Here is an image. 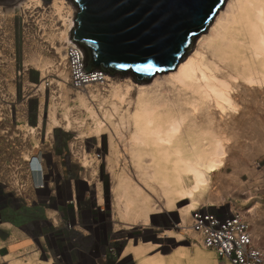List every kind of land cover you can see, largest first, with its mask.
<instances>
[{"label": "bare ground", "instance_id": "1", "mask_svg": "<svg viewBox=\"0 0 264 264\" xmlns=\"http://www.w3.org/2000/svg\"><path fill=\"white\" fill-rule=\"evenodd\" d=\"M17 11L28 19L25 24L29 30L36 27L43 34L31 38L36 49L29 51L30 65H25L14 78L19 82L20 75L24 80L32 75L40 81L35 93L42 97L38 127L28 126L25 135L38 145L45 127L46 140L51 136L49 132L62 127L64 132L72 133L73 142L66 152L79 159L82 176H86L89 168L95 174L103 172L102 164L107 165L117 217L113 218L120 221L109 245L121 247L125 240L122 226H147L151 214L169 212L187 201L188 205L180 212V227L191 235V250L151 257L146 254L150 248L135 247L131 241L124 255H133L138 264H232L208 248L201 234L192 228L193 213L225 206L214 182L225 176L229 160L243 149L241 120L254 116V109L264 111V0H226L177 67L140 82L130 74L86 71L82 51L71 42L78 14L73 1L0 0V21L8 18L11 24L17 22L14 16ZM18 22L20 31L25 30ZM42 40L47 41L48 49L43 50ZM73 48L79 54L78 67L82 66L79 77L75 76L70 55ZM53 77L57 79L54 81ZM46 78L57 85L60 94L48 108ZM71 101H75L73 108ZM2 116L0 110V129ZM53 152L46 149L49 161L54 160ZM27 154L24 161L30 157ZM76 180L81 184V178ZM2 186L0 183V192ZM98 188L102 207L103 189L100 184ZM4 193L7 199L15 198L7 190ZM48 199L46 213L51 217H55V210L68 211L66 203L56 194ZM223 210L239 215L250 226L254 243L264 249L258 241L261 227L255 221L257 209L248 212L256 236L241 213ZM1 219L9 220L0 213ZM69 223L75 226V233L81 230L77 215ZM98 225L87 221L84 233L95 235ZM16 232H12L13 236L23 238L17 244H5L0 238V264H52L49 254L46 255L49 262L43 261L40 234L32 232L25 237ZM5 253L8 254L3 256Z\"/></svg>", "mask_w": 264, "mask_h": 264}, {"label": "rangeland", "instance_id": "2", "mask_svg": "<svg viewBox=\"0 0 264 264\" xmlns=\"http://www.w3.org/2000/svg\"><path fill=\"white\" fill-rule=\"evenodd\" d=\"M10 15L11 12H8L7 17ZM14 16L17 22L12 24L8 18L0 21V75L3 74L0 77V110L3 115V127L0 129V183L3 185L0 192V213L5 219H9L0 221L2 242L17 244L23 241L22 237L13 236V231L25 237H30L29 233L32 232L40 234L39 248L45 254L43 261L49 262L50 258L46 256L49 254L52 256V264H138L133 255H124L131 241L135 247L150 248L146 254L151 257L159 253L170 256L183 250H191V235L180 227V212L188 205L187 201L177 204L169 212L164 210L151 214L147 226H122L125 233L123 244L118 249L111 247L110 237L118 230L116 226L120 221H114L117 217L112 197V177L109 172L106 173L107 165L102 164L103 172L95 174L89 168L86 176H82L81 162L74 159L75 155L66 152L73 142L72 133L64 132L62 127L49 132L53 135L48 138L49 141L46 140L48 131L45 127L43 139L38 145L36 141L27 138V127H38L42 97L35 93L40 81L38 76L32 75L26 80L20 75L19 82L14 81V78L23 71L25 65H30L29 51L36 49L31 38L37 35L41 37L43 34L36 27L29 30L25 24L28 19L22 13L17 11ZM18 21L26 31H20ZM71 42L78 46L72 39ZM41 43L43 50L48 49L46 40ZM56 79L53 77L54 81ZM46 81L45 103L48 108L60 94L57 85L48 82L49 78L44 79ZM74 102L71 101L72 108L75 106ZM254 110V116H246L241 120L240 139L243 149L235 151L228 162L230 166L224 170L225 176L214 182V189L221 192L225 203V206L219 207L241 213L251 224L254 234L253 218L248 212L257 209L258 219L255 221L261 227L258 241L264 246V111ZM45 118H48V113ZM46 149L54 151L52 162L47 158ZM107 152L106 150L103 155V161ZM24 154L30 156L27 161H24ZM97 158L99 161L100 155ZM77 177L81 178V184L77 183ZM99 184L103 189L102 207L99 206L98 199ZM4 190L15 198L7 199ZM54 194L66 203L69 212L55 210L53 218L46 213V203L50 200L48 197ZM73 215L78 216L81 225L78 233L74 232L75 226L69 223ZM87 221L99 224L95 235L84 233Z\"/></svg>", "mask_w": 264, "mask_h": 264}, {"label": "water", "instance_id": "3", "mask_svg": "<svg viewBox=\"0 0 264 264\" xmlns=\"http://www.w3.org/2000/svg\"><path fill=\"white\" fill-rule=\"evenodd\" d=\"M71 1L78 8L72 41L85 57L86 71L130 74L140 82L177 67L226 0ZM193 4L196 20L189 23L185 11Z\"/></svg>", "mask_w": 264, "mask_h": 264}, {"label": "built area", "instance_id": "4", "mask_svg": "<svg viewBox=\"0 0 264 264\" xmlns=\"http://www.w3.org/2000/svg\"><path fill=\"white\" fill-rule=\"evenodd\" d=\"M76 50L71 49L70 55L75 76L79 77L82 66L78 67L80 60ZM192 228L201 234L206 246L215 250L221 259L232 264H264V249L254 243L250 226L239 215H231L223 208H202L193 213Z\"/></svg>", "mask_w": 264, "mask_h": 264}, {"label": "snow or ice", "instance_id": "5", "mask_svg": "<svg viewBox=\"0 0 264 264\" xmlns=\"http://www.w3.org/2000/svg\"><path fill=\"white\" fill-rule=\"evenodd\" d=\"M216 2L218 3L219 0H216ZM212 7L214 8L215 4H213ZM207 14H211V9H209V12ZM196 15H197V10H196L194 4L188 6L186 11H185L186 21H188L189 23H195ZM200 26H202V24Z\"/></svg>", "mask_w": 264, "mask_h": 264}]
</instances>
